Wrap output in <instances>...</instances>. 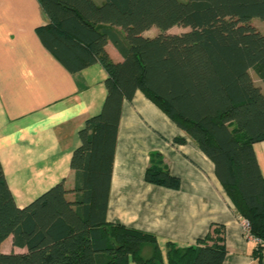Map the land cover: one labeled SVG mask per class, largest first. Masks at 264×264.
<instances>
[{
	"label": "trees",
	"instance_id": "1",
	"mask_svg": "<svg viewBox=\"0 0 264 264\" xmlns=\"http://www.w3.org/2000/svg\"><path fill=\"white\" fill-rule=\"evenodd\" d=\"M45 23L42 46L69 73L99 64L106 72L100 112L78 132L71 154L73 187L60 182L18 208L0 164V264H225L222 227L195 245L166 244L154 235L106 221L122 103L140 91L213 164L239 221L264 244V177L253 146L264 142V0H37ZM174 27L186 29L169 34ZM156 28L153 37L144 32ZM121 56L114 63L105 47ZM174 143L183 144L182 138ZM144 181L177 190L162 156L149 155ZM73 194L68 200L66 195ZM146 255V256H143Z\"/></svg>",
	"mask_w": 264,
	"mask_h": 264
},
{
	"label": "crops",
	"instance_id": "2",
	"mask_svg": "<svg viewBox=\"0 0 264 264\" xmlns=\"http://www.w3.org/2000/svg\"><path fill=\"white\" fill-rule=\"evenodd\" d=\"M44 23L37 0H0V164L18 208L60 182L72 189L69 162L78 132L100 112L106 96V72L99 64L69 73L46 51L36 35ZM105 50L114 63L122 60L110 43ZM253 151L264 177V142ZM153 152L180 180L177 190L144 181ZM106 221L154 235L163 257L167 243L192 246L222 227L225 264H264V244L255 259L256 242L244 236L213 164L140 91L122 103ZM11 251L25 250L12 248L9 237L0 252Z\"/></svg>",
	"mask_w": 264,
	"mask_h": 264
},
{
	"label": "rangeland",
	"instance_id": "3",
	"mask_svg": "<svg viewBox=\"0 0 264 264\" xmlns=\"http://www.w3.org/2000/svg\"><path fill=\"white\" fill-rule=\"evenodd\" d=\"M251 25L252 26H254L261 34H263L264 35V22L262 21V20H259V19H253V20H251ZM186 31V29H182V28H180V27H174V28H172V29H170L169 31H168V33L169 34H180V33H183V32H185ZM159 33V31L156 29V28H151L150 30H148L147 32H146V34H145V36H147V37H153V36H155V35H157ZM250 74H251V76H252V79L254 80V82H255V84L257 85V86H259L260 87V89L262 90V92H264V84L261 82V80L260 79H258V77L256 76V74L252 71V70H250ZM8 241L7 242H5V244H4V247L6 248V249H8ZM143 256H146V255H144L143 254Z\"/></svg>",
	"mask_w": 264,
	"mask_h": 264
},
{
	"label": "built area",
	"instance_id": "4",
	"mask_svg": "<svg viewBox=\"0 0 264 264\" xmlns=\"http://www.w3.org/2000/svg\"><path fill=\"white\" fill-rule=\"evenodd\" d=\"M240 222V225L242 227V231L244 233V236L246 237V239L250 240V241H254L256 243H261L260 240H257L255 238H253V236L250 235V227H249V224L242 220V221H239Z\"/></svg>",
	"mask_w": 264,
	"mask_h": 264
}]
</instances>
